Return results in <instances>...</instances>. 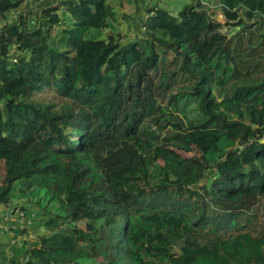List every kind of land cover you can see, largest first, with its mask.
I'll return each instance as SVG.
<instances>
[{
    "label": "trees",
    "instance_id": "16d2710c",
    "mask_svg": "<svg viewBox=\"0 0 264 264\" xmlns=\"http://www.w3.org/2000/svg\"><path fill=\"white\" fill-rule=\"evenodd\" d=\"M33 1L0 0V207L35 235L9 264H264V232L206 212L264 224V0H139L126 34L122 0Z\"/></svg>",
    "mask_w": 264,
    "mask_h": 264
},
{
    "label": "rangeland",
    "instance_id": "374dc122",
    "mask_svg": "<svg viewBox=\"0 0 264 264\" xmlns=\"http://www.w3.org/2000/svg\"><path fill=\"white\" fill-rule=\"evenodd\" d=\"M32 2L33 0H27ZM164 2L163 0H146L147 4L149 5L148 7H152L155 4H158L160 8H167L171 11H175L176 13L179 12L182 9V6L178 2ZM35 2V1H33ZM220 0H211L210 2V10H216L218 7ZM36 5L34 7H30V9L27 11L30 15L36 14L37 11H39L40 7L37 6L38 3L35 2ZM122 3L120 5V8L118 11L120 12L118 14L117 20L115 21V25L118 26V29L121 31V33L126 34L128 31V24L127 22L124 21V15L130 14L132 16L137 15L139 17H143L144 11L141 12V14H137V8H139V0H136V2H128V0H122ZM161 3V4H160ZM37 6V7H36ZM142 9V8H140ZM25 13V10L20 8L17 11H13L12 14L10 15V19L17 18L20 14ZM218 17L220 18V12H218ZM116 19V18H115ZM35 22V21H34ZM4 26V22L0 21V28ZM33 26V25H32ZM130 39L133 38L132 35H129ZM173 58V53L168 54V59L165 61V63L170 64L171 60ZM163 68V67H162ZM3 179V175L0 176V180ZM193 203L195 201H192ZM152 203V202H151ZM24 205V209L27 210L29 208L32 209L31 203H28L26 201H23L22 203ZM263 207L262 203L260 202H253L250 206H245L242 207L239 211H242V215L234 216L231 217L230 220L226 219L227 217L223 216L224 214L222 211V208H217L213 207L211 210L206 209L207 214L210 215L211 218L216 217V218H221L225 223L230 222L233 226L237 223L240 224V227L238 229L233 228V229H223L222 234L225 236L227 235H235L240 231H245V232H250L253 235H259L264 232V224L262 220V213H263ZM33 210V209H32ZM37 210H35V215H36ZM234 213H238L235 210H233ZM80 227L85 228L86 223L81 222ZM22 228V227H21ZM43 231V229H41ZM5 236V235H3ZM8 242V240H7ZM12 246V245H11ZM49 257L58 262H62L64 264H75L76 260L80 258L79 254L76 253H71L67 250H57V251H47Z\"/></svg>",
    "mask_w": 264,
    "mask_h": 264
},
{
    "label": "built area",
    "instance_id": "2783aa9c",
    "mask_svg": "<svg viewBox=\"0 0 264 264\" xmlns=\"http://www.w3.org/2000/svg\"><path fill=\"white\" fill-rule=\"evenodd\" d=\"M35 215L32 214V217ZM0 221L2 225H0V229H5L7 233L11 232V228L15 229L18 227H26L32 226V221L26 217V214L19 209H15L13 206H9L4 212L1 214ZM35 239L34 231H30L29 234H24L23 236L16 237L13 236V244L18 245L21 241H33Z\"/></svg>",
    "mask_w": 264,
    "mask_h": 264
},
{
    "label": "crops",
    "instance_id": "0c3cea01",
    "mask_svg": "<svg viewBox=\"0 0 264 264\" xmlns=\"http://www.w3.org/2000/svg\"><path fill=\"white\" fill-rule=\"evenodd\" d=\"M164 2H167L166 0H163ZM169 2L173 3V2H178L181 6H183L185 3H187V0H168ZM161 4V3H160ZM167 9V8H165ZM169 10V9H168ZM175 12V11H174ZM4 208L3 207H0V213L2 214L4 211ZM2 211V212H1ZM3 232H4V235L3 238L5 240H10L12 241L13 240V236L11 233H7L5 231V229H2ZM17 245L13 244L12 246H10L8 249H7V253L5 255H0V264H9L8 262V259H9V255H11L10 253L14 250V248L16 249ZM9 254V255H8Z\"/></svg>",
    "mask_w": 264,
    "mask_h": 264
}]
</instances>
